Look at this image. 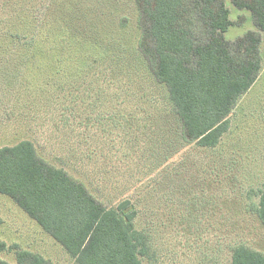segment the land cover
Instances as JSON below:
<instances>
[{"label": "rangeland", "instance_id": "obj_1", "mask_svg": "<svg viewBox=\"0 0 264 264\" xmlns=\"http://www.w3.org/2000/svg\"><path fill=\"white\" fill-rule=\"evenodd\" d=\"M234 41L251 12L224 0ZM197 24L196 32L201 34ZM134 0H0V147L33 142L107 208L122 200L147 235L142 264H231L240 243L264 253L263 68L236 101L216 146L181 137L167 89L134 65ZM0 259L15 250L75 264L53 236L0 193Z\"/></svg>", "mask_w": 264, "mask_h": 264}, {"label": "trees", "instance_id": "obj_2", "mask_svg": "<svg viewBox=\"0 0 264 264\" xmlns=\"http://www.w3.org/2000/svg\"><path fill=\"white\" fill-rule=\"evenodd\" d=\"M231 1L249 10L255 25L234 41L224 37L233 23L224 0H134L141 27L134 65L166 87L181 137L199 148L217 145L233 106L261 69L264 0ZM0 193L49 232L75 264H142L148 241L134 228V206L122 200L105 207L64 169L41 158L32 141L0 147ZM258 200L255 212L264 227V191ZM6 249L0 242V250ZM15 251L14 264H53ZM0 264L11 263L0 259ZM231 264H264V253L240 243L232 249Z\"/></svg>", "mask_w": 264, "mask_h": 264}, {"label": "crops", "instance_id": "obj_3", "mask_svg": "<svg viewBox=\"0 0 264 264\" xmlns=\"http://www.w3.org/2000/svg\"><path fill=\"white\" fill-rule=\"evenodd\" d=\"M264 31H262L261 32V41H260V44H259V52L261 53V50H262V33H263ZM263 68V65H262V63H261V69ZM261 69H260V71H261Z\"/></svg>", "mask_w": 264, "mask_h": 264}]
</instances>
